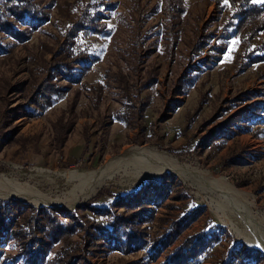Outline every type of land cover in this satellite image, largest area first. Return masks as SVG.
Listing matches in <instances>:
<instances>
[{
  "label": "rangeland",
  "instance_id": "rangeland-1",
  "mask_svg": "<svg viewBox=\"0 0 264 264\" xmlns=\"http://www.w3.org/2000/svg\"><path fill=\"white\" fill-rule=\"evenodd\" d=\"M33 1L48 15L45 24L29 32L24 42L0 33L1 41L11 46L9 53L0 56V174L38 184L44 193H60L71 188L67 174L98 170L126 148L149 147L246 192L253 214L264 217V124L256 133L254 125L259 119L264 123V62L241 69L248 63L247 52L232 40L218 62L202 64L222 33L225 18L232 14L227 0ZM95 2L108 18L107 30L81 43L88 45L96 62L82 84L72 86L51 107L37 109L31 104L28 88L46 77L42 70L66 31L85 6ZM175 6H181L183 13L173 18L169 12ZM14 27L24 29L15 22ZM207 35L206 47L194 56L192 47L200 46L197 39ZM263 43L264 35H260L249 50ZM262 54L264 51L254 56ZM118 71L132 84H151L137 94L145 104L141 119L134 113L138 104L127 109L129 102L111 86L113 82L111 88L105 85L104 76ZM185 76L189 80L181 82ZM123 115L129 125L117 120ZM60 119H71L74 124L59 148L55 125ZM36 168L57 173L54 183L37 176ZM161 177L170 185L163 202L158 184L151 182ZM204 183L201 186L172 174L133 183L117 178L80 205L52 209L66 217L86 215L89 221L99 222L96 210L120 214L122 204H142L136 212L146 220L142 228L148 234V245L131 253L102 247L87 258L91 264H166L187 237L201 232L214 233L218 240L197 264H223L233 250H241L234 257L241 264H255L248 250H256L264 258L260 249L241 237L250 233L251 223L230 214L224 218L218 207L224 201L221 193ZM0 200L28 209H51ZM189 212L193 216L187 227L156 254L153 248L162 246L156 240ZM0 245L4 247L0 264H12L8 257L18 255V244L9 240L8 233L0 232Z\"/></svg>",
  "mask_w": 264,
  "mask_h": 264
},
{
  "label": "trees",
  "instance_id": "trees-1",
  "mask_svg": "<svg viewBox=\"0 0 264 264\" xmlns=\"http://www.w3.org/2000/svg\"><path fill=\"white\" fill-rule=\"evenodd\" d=\"M227 3L232 14L229 18H225L226 23L222 33L217 38L216 44L208 49L207 59L203 60L202 64L218 62L232 40H237L247 52L248 63L241 69L264 62V54L254 56L255 53L264 51V43L258 48L249 50L253 40L264 35V0H227ZM99 4L95 2L85 6L78 21L70 26L63 41L53 52L48 67L42 70V73L47 72L46 77L38 83L34 82L28 88L31 104L37 109L44 110L51 107L55 100L62 98L72 86L82 84L88 70L96 62L88 45L82 44L81 40L106 32L108 18L104 11L98 10ZM0 5V33L13 37L18 42L26 41L29 32L45 24L49 19L44 9L33 0H3ZM105 7L109 6L105 5ZM182 13L181 6H175L169 12L173 18L180 17ZM14 22L19 23L24 29L16 30ZM207 38H210L209 35L197 39V44L200 46L192 47V50H195L194 56H199L206 47ZM10 48L11 46L3 43L0 38V56L9 53ZM261 77L264 79V74ZM104 78L107 88L113 86L124 95L123 98L130 104L126 105L127 109H135L138 104V110L134 113L141 119L145 104L138 99L137 94L151 84L142 82L132 84L122 71L107 73ZM184 78L181 82L189 80L187 76ZM55 79L57 80L53 81ZM61 81L65 84L56 83ZM111 81L113 84L109 86ZM102 87L101 84L98 85L99 90H102ZM135 100L140 102L133 103ZM199 109L200 107L197 111ZM26 113L30 115V112ZM117 120L127 122L129 125L128 117L125 115ZM261 123L264 124L259 119L254 124L255 133L259 131ZM73 124L74 121L71 119L70 121L60 119L55 125L59 148L65 143ZM151 182L158 184V195L161 198L170 187L165 184V179L162 177ZM164 199L165 197L162 198V202ZM141 206L142 204H122L119 206L123 209L120 214H111L106 209L102 212L96 210L95 216L101 218L98 222L89 221L86 215L71 214L70 217H66L53 209H28L17 206L12 201L0 200V232L8 233L9 240L12 239L18 244V255L8 257L12 260V264H91L87 258L102 247L131 253L148 245V234L146 229L142 228L146 220L141 219V212H136ZM192 216L193 212L185 213L179 220L171 223L164 237L156 240L158 245H162L160 248H153L156 254L170 246L181 230L190 223ZM79 234H81L80 238L74 240ZM217 240L216 235L209 232L189 236L172 253L166 264H197L199 259L214 247ZM3 253L4 247L0 245V256ZM240 253L241 250H233L223 264H241L237 258H234ZM247 253L255 264L264 262V258L256 250H248Z\"/></svg>",
  "mask_w": 264,
  "mask_h": 264
},
{
  "label": "bare ground",
  "instance_id": "bare-ground-1",
  "mask_svg": "<svg viewBox=\"0 0 264 264\" xmlns=\"http://www.w3.org/2000/svg\"><path fill=\"white\" fill-rule=\"evenodd\" d=\"M34 171L37 176L44 177L50 183L53 182L52 178L58 175L39 168ZM164 174L176 175L184 180L191 179L201 184L206 182L210 189H218L224 199L219 203V212L224 214V218L225 214H230L232 217L241 218L240 222L251 223L248 225L250 233L241 237L264 253V217L260 218L253 214L246 192L237 190L226 180L210 175L208 172L182 165L172 156L154 148H126L120 155L107 160L98 170L67 174V179L72 182L71 188L60 193H44L38 184L32 185L0 174V198L36 208H72L90 199L102 186L114 182L117 178H128L133 183Z\"/></svg>",
  "mask_w": 264,
  "mask_h": 264
},
{
  "label": "water",
  "instance_id": "water-1",
  "mask_svg": "<svg viewBox=\"0 0 264 264\" xmlns=\"http://www.w3.org/2000/svg\"><path fill=\"white\" fill-rule=\"evenodd\" d=\"M95 195H96V194H95ZM95 195H94V196H95ZM51 209H52V208H51ZM256 249H257V248H256ZM260 252H261V251H260ZM261 253H262V252H261Z\"/></svg>",
  "mask_w": 264,
  "mask_h": 264
}]
</instances>
